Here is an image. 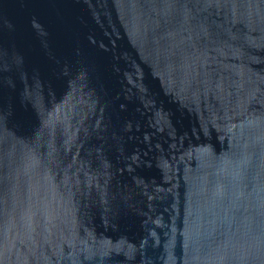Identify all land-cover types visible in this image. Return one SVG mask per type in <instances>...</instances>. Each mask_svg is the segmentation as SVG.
Here are the masks:
<instances>
[{
	"label": "water",
	"instance_id": "water-1",
	"mask_svg": "<svg viewBox=\"0 0 264 264\" xmlns=\"http://www.w3.org/2000/svg\"><path fill=\"white\" fill-rule=\"evenodd\" d=\"M0 264H264V0H0Z\"/></svg>",
	"mask_w": 264,
	"mask_h": 264
}]
</instances>
